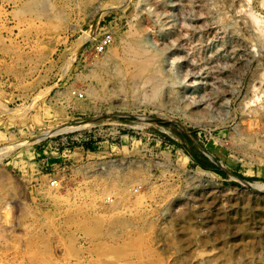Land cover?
Returning <instances> with one entry per match:
<instances>
[{
	"label": "rangeland",
	"instance_id": "1",
	"mask_svg": "<svg viewBox=\"0 0 264 264\" xmlns=\"http://www.w3.org/2000/svg\"><path fill=\"white\" fill-rule=\"evenodd\" d=\"M0 148V264H264V0H0Z\"/></svg>",
	"mask_w": 264,
	"mask_h": 264
},
{
	"label": "bare ground",
	"instance_id": "2",
	"mask_svg": "<svg viewBox=\"0 0 264 264\" xmlns=\"http://www.w3.org/2000/svg\"><path fill=\"white\" fill-rule=\"evenodd\" d=\"M43 9V8H42ZM47 13V12H46ZM43 14H44V12H43ZM141 30V29H140ZM140 32H138V34H136V35H138V36H140V34H139ZM84 35H85V33H84ZM87 38H90L91 36H86ZM141 37V36H140ZM145 40V39H144ZM136 41V40H135ZM135 41H134V43H135ZM138 41V40H137ZM137 41H136V43H137ZM141 42V41H140ZM143 42H145V41H143ZM142 42V43H143ZM125 43V42H124ZM139 43V42H138ZM119 44V43H118ZM127 45V44H126ZM141 47V46H140ZM115 48V47H114ZM113 48V49H114ZM111 51V50H110ZM115 51H116V53L118 52L117 50H116V48H115ZM148 52V51H147ZM136 53V52H135ZM108 54H110V53H108ZM114 54V53H113ZM126 54H128V53H126ZM144 54V53H143ZM115 55H117V54H114V57H116ZM139 55V54H138ZM144 56V55H143ZM133 57V59H131V60H133V62L136 60L137 62H138V64L140 63V62H143L142 61V59H135L134 58V55L132 56ZM140 57V56H139ZM138 57V58H139ZM146 60H147V58H146V56L144 57ZM157 58V57H156ZM155 58V59H156ZM158 58H159V56H158ZM157 58V61H156V63L155 64H157V63H159V59ZM130 59V58H129ZM123 60V59H122ZM153 60V59H152ZM102 62H100L99 63V65H97V67L99 68V71L100 70H102L103 72H105V76H106V74L109 76V78H112V79H118V81L120 80V77L122 76V71L125 69H122L121 67H119L116 63H114V62H112V60H111V57L110 56H108V55H106V57H104V59L103 60H101ZM127 62V61H126ZM132 62V63H133ZM146 62V61H145ZM153 62V61H152ZM135 63V62H134ZM136 64V63H135ZM146 64H149L150 65V62H148V63H146ZM137 65V64H136ZM152 65V64H151ZM154 65V64H153ZM139 67V66H138ZM146 68L147 67H142V68H140V69H144V70H146ZM128 69V68H127ZM131 69H133V68H131ZM141 71V70H140ZM140 71H138V72H140ZM143 71V70H142ZM97 72V71H96ZM134 73H136L135 71H134ZM95 74V73H94ZM94 74H92V75H94ZM126 74V73H125ZM131 75H134V74H132V73H130ZM96 76H97V74H95ZM103 75V74H102ZM101 75V73H100V76H102ZM136 75V74H135ZM137 77V76H136ZM139 77V76H138ZM101 78V77H100ZM115 79V80H116ZM134 79V78H133ZM98 80V79H97ZM100 80V79H99ZM120 83V82H119ZM81 126H83L84 124H80ZM65 130V129H64ZM3 149H5V148H0V151H2ZM11 149V148H10ZM7 153V152H6ZM259 187V186H258Z\"/></svg>",
	"mask_w": 264,
	"mask_h": 264
},
{
	"label": "built area",
	"instance_id": "3",
	"mask_svg": "<svg viewBox=\"0 0 264 264\" xmlns=\"http://www.w3.org/2000/svg\"><path fill=\"white\" fill-rule=\"evenodd\" d=\"M107 42H110L109 40H104V41H102L101 43H100V48H102V47H104L106 44H107Z\"/></svg>",
	"mask_w": 264,
	"mask_h": 264
}]
</instances>
